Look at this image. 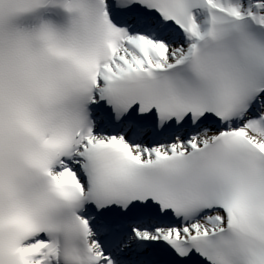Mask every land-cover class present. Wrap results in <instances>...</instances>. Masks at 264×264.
Returning <instances> with one entry per match:
<instances>
[{"label":"snow or ice","instance_id":"1","mask_svg":"<svg viewBox=\"0 0 264 264\" xmlns=\"http://www.w3.org/2000/svg\"><path fill=\"white\" fill-rule=\"evenodd\" d=\"M0 264H264V0H0Z\"/></svg>","mask_w":264,"mask_h":264}]
</instances>
